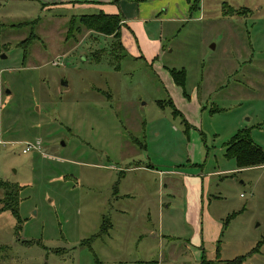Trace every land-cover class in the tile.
<instances>
[{
  "label": "rangeland",
  "instance_id": "obj_1",
  "mask_svg": "<svg viewBox=\"0 0 264 264\" xmlns=\"http://www.w3.org/2000/svg\"><path fill=\"white\" fill-rule=\"evenodd\" d=\"M145 1L167 9L143 28L196 90L195 129L124 20L105 34L89 0H0V264H264V164L226 155L239 129L264 151V0Z\"/></svg>",
  "mask_w": 264,
  "mask_h": 264
},
{
  "label": "crops",
  "instance_id": "obj_2",
  "mask_svg": "<svg viewBox=\"0 0 264 264\" xmlns=\"http://www.w3.org/2000/svg\"><path fill=\"white\" fill-rule=\"evenodd\" d=\"M114 3L117 4V7L113 5ZM78 6L96 9L97 11H103L108 14H121L122 20H124L123 24L126 25L125 31L122 32L125 49L128 51V47L130 46L134 50L132 53L136 56V58L138 57L144 60L145 65H148L158 77V82L161 85L163 84L162 86L165 90L166 96H170L175 107L184 116L188 125L192 126L194 129L197 128L199 123L198 116L200 107L196 90L193 88L190 94H187V97L184 96L181 87L176 85L169 75L168 68L166 67L165 70L158 63V59H160V51L162 50L160 41L151 38L147 31L143 28L144 18H149V15L159 18L162 13L167 12V9L164 8V6L155 4L154 2L148 4L145 0H89V4L85 2L84 4H78ZM116 8H118V11ZM126 33H128L130 37H126ZM192 161L197 162L195 155L192 156ZM133 168L138 170L143 169L153 173L161 172L160 170L153 168L151 165H143L139 162H137ZM183 190L184 194L188 196L190 189L187 183L184 184ZM192 194L195 195L194 190L192 191ZM194 210L196 212L195 208ZM187 213L188 204L186 203L185 221ZM192 239L194 238L191 237L190 241Z\"/></svg>",
  "mask_w": 264,
  "mask_h": 264
},
{
  "label": "trees",
  "instance_id": "obj_3",
  "mask_svg": "<svg viewBox=\"0 0 264 264\" xmlns=\"http://www.w3.org/2000/svg\"><path fill=\"white\" fill-rule=\"evenodd\" d=\"M84 19H95V21L91 20L92 22H95V26L93 25V31L99 32V33H105V34H111L115 31L116 24H118L122 20V16L120 14H108L103 11H99L95 14H84L81 15V21L84 25L90 26L87 21H84ZM98 22V24H96ZM114 35H118V32H115ZM148 66V65H147ZM148 68L151 70V68L148 66ZM152 72V70H151ZM170 75L172 77V80L174 83L181 87L183 94L185 97H187V94L184 90L185 85V73L183 70H177L175 68L169 69ZM162 104V103H160ZM168 105L170 109H172V113L174 115L181 116L183 122L188 126V123L184 116L181 114V112L176 109L174 103L171 99H169ZM264 151H262L259 147H257L253 142L251 141L248 130L247 129H239L231 138V140L227 143V152L226 155L228 158H234L237 162V165L239 168L244 167H251L254 165H263L264 164ZM2 187L5 189V198L7 199L8 203L7 205H4V208L9 209L12 213L16 214V207H17V200L18 197H13V201L9 197V193H12L9 191V189H13V186L11 183L8 182H2ZM7 191H9L7 193ZM106 221V220H105ZM245 259L244 255L237 256L232 260L225 261L223 264H243V261ZM216 261V260H213ZM200 264H213L212 260H206L204 257H201Z\"/></svg>",
  "mask_w": 264,
  "mask_h": 264
},
{
  "label": "built area",
  "instance_id": "obj_4",
  "mask_svg": "<svg viewBox=\"0 0 264 264\" xmlns=\"http://www.w3.org/2000/svg\"><path fill=\"white\" fill-rule=\"evenodd\" d=\"M29 148H30V147H29V146H27L25 151L29 150Z\"/></svg>",
  "mask_w": 264,
  "mask_h": 264
}]
</instances>
